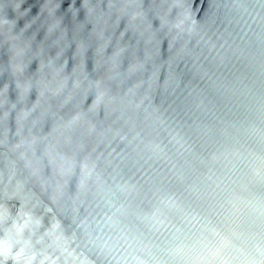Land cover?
<instances>
[{
	"label": "clouds",
	"instance_id": "obj_1",
	"mask_svg": "<svg viewBox=\"0 0 264 264\" xmlns=\"http://www.w3.org/2000/svg\"><path fill=\"white\" fill-rule=\"evenodd\" d=\"M0 264H264V0H0Z\"/></svg>",
	"mask_w": 264,
	"mask_h": 264
}]
</instances>
